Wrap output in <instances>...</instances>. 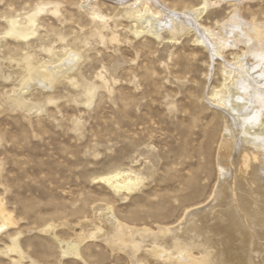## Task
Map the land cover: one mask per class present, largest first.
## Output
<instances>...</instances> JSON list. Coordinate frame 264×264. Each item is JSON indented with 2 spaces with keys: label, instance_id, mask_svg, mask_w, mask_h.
<instances>
[{
  "label": "rangeland",
  "instance_id": "rangeland-1",
  "mask_svg": "<svg viewBox=\"0 0 264 264\" xmlns=\"http://www.w3.org/2000/svg\"><path fill=\"white\" fill-rule=\"evenodd\" d=\"M85 1L0 0V69L11 77L0 78V199L14 220L0 232V264L17 258L6 255L16 235L23 253L20 264H80L62 256L57 240L74 239L80 230L75 225L92 217L94 205L110 206L129 225L155 229L175 225L185 212L209 202L218 184L216 159L224 120L206 95L222 90L220 62L210 61L208 52L194 43L192 31L177 36V42H170L167 32L160 40L134 36L126 8L113 0H95V5L119 43H101L96 23L79 8ZM160 1L176 13L201 3ZM227 1L209 9L199 23L216 29L233 13V3ZM42 2L58 4L59 15L39 16L41 28L29 46L2 38L8 18ZM239 15L264 21V0H246ZM69 45L83 53L80 83L98 87L92 104L86 106L80 88L60 83L50 92L33 89L26 96L40 106L36 113L12 107L7 96L18 88L21 73L14 60L30 52L47 61L50 55L42 47L62 54ZM235 54L239 51H227L225 58L231 61ZM48 98L54 103L48 104ZM128 170L144 178L130 195L114 194L101 181ZM99 241L87 238L79 245L85 261L128 263Z\"/></svg>",
  "mask_w": 264,
  "mask_h": 264
},
{
  "label": "bare ground",
  "instance_id": "bare-ground-1",
  "mask_svg": "<svg viewBox=\"0 0 264 264\" xmlns=\"http://www.w3.org/2000/svg\"><path fill=\"white\" fill-rule=\"evenodd\" d=\"M113 1L126 8V16L134 23V36L160 40L167 32L171 37L168 40L177 42V36L192 31L194 43L208 52L210 61L220 62L222 90L206 95L207 102L224 120L216 159L218 184L209 202L185 212L177 224L158 225L155 229L129 225L110 206L94 205L92 217L75 225L80 230L74 233V239L63 241L54 237L62 256L89 264L82 258L79 245L91 238L100 240L112 255L123 254L127 264H264V21L243 20L239 7L246 0H230L233 13L217 23L216 29L201 25L199 19L227 0H201L197 8L180 13L160 0ZM95 2L86 0L79 8L86 10L96 23L95 34L101 43H119L108 18ZM47 12L57 17L58 4L42 2L28 12L8 18L2 38L29 46V40L38 36L41 28L39 16ZM59 39L64 37L60 35ZM42 49L50 55L47 61L37 60L30 52L14 60L21 73L18 88L7 96L9 104L28 115L34 114L40 106L26 96L33 89L50 92L63 83L80 88L79 94L90 106L98 87L79 81L78 65L83 53L73 45L64 47L62 54H55L52 46ZM231 50H238L239 54L229 61L225 53ZM0 78L11 79L9 75L3 76L1 69ZM98 78L108 87L109 81L103 75ZM47 103L54 100L48 98ZM101 181L114 194L123 191L130 195L144 178L128 170L102 177ZM216 207L222 210L215 211ZM12 225L14 220L0 199V232ZM71 228L74 230V226ZM18 236L12 237L6 248V255L17 256L11 259L12 264H20L23 259Z\"/></svg>",
  "mask_w": 264,
  "mask_h": 264
}]
</instances>
